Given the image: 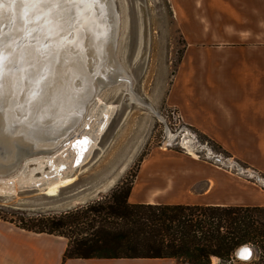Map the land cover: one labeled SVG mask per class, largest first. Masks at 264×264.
<instances>
[{
    "label": "crops",
    "instance_id": "obj_1",
    "mask_svg": "<svg viewBox=\"0 0 264 264\" xmlns=\"http://www.w3.org/2000/svg\"><path fill=\"white\" fill-rule=\"evenodd\" d=\"M169 6L184 45L171 77L167 106L177 110L184 125L221 146L242 172L209 160L217 168L187 162L176 153L187 168L169 175L166 168L150 162L160 156L150 154L140 164L129 201L264 206V0H169ZM250 170L255 178L248 176ZM67 243L63 236L28 231L0 219V264L177 260L70 258L64 262Z\"/></svg>",
    "mask_w": 264,
    "mask_h": 264
},
{
    "label": "rangeland",
    "instance_id": "obj_2",
    "mask_svg": "<svg viewBox=\"0 0 264 264\" xmlns=\"http://www.w3.org/2000/svg\"><path fill=\"white\" fill-rule=\"evenodd\" d=\"M115 1L120 18L116 55L127 72L124 77L129 79L108 85L99 93V99L107 103L108 109L97 146L85 159V165L76 171L72 167L70 173L54 182L38 185L42 189L17 188L16 193L11 195L0 194V209L7 211L3 213L0 210L1 215L11 218L13 213L19 212L27 215L60 213L104 199L123 182L129 186L135 180L142 160L150 154L160 156L153 157L150 162L158 164L163 170L166 168L169 175L187 168L179 161L176 153L184 161L216 167L205 159L203 152L195 151L199 156L195 158L189 155L185 145L178 144L184 137L179 133L181 121L173 118L166 103L171 77L184 45L169 0ZM169 132L176 135L177 139L172 145H167V149H162ZM227 158V161L231 159V164L224 162V168L234 173L242 172L234 165L235 161L231 157ZM123 167H126L125 170H122ZM114 177V183L106 185ZM67 180L66 184L62 183ZM57 185L55 193L47 192ZM0 191L12 192L1 185ZM169 263L189 264L184 259L168 260ZM145 264L162 263L153 260ZM211 264L260 263L254 250L248 260L239 259L235 255L230 260L212 257Z\"/></svg>",
    "mask_w": 264,
    "mask_h": 264
},
{
    "label": "water",
    "instance_id": "obj_3",
    "mask_svg": "<svg viewBox=\"0 0 264 264\" xmlns=\"http://www.w3.org/2000/svg\"><path fill=\"white\" fill-rule=\"evenodd\" d=\"M80 1V13L69 11V5L65 3L60 4L57 10H52L53 30L46 24H40L41 21L36 18L27 22L21 37L0 42V55L5 57V64L11 69V71L6 69L2 81L3 99L0 100V159L8 165L13 164L14 167L22 161L20 147L28 151L33 149L34 154L51 151L52 148H45L48 146L45 139H49V142L54 139L55 134L65 127L64 123L72 111L78 113L76 119L81 118L80 122L89 120L87 112L83 109L85 105L80 111L75 110L80 101L82 103L86 101L84 99L86 95L78 94L75 81L84 82L87 78L92 80V75L88 74L89 68L97 69L98 60L103 61L107 57L106 60L113 61L116 69L123 68L116 55L120 32L118 6H116L118 18L116 19L112 12L108 23L106 22L108 15L105 17L102 14L107 6L108 10L110 9L108 4L111 0H100L95 13L94 0ZM28 2L29 0H0L1 29L7 28L10 24L9 19L13 16L15 4H20L24 9ZM85 15L93 17L90 19L91 28L84 21ZM95 20L100 21L97 24ZM103 25L105 28L110 25V35L103 36L105 41L102 43V50H97L95 45L98 38L94 34L101 31L99 28H103ZM79 28H82L81 31ZM121 81L128 80L121 76L103 85L100 92L108 85ZM80 92L87 93V89ZM89 128L87 124L83 133ZM88 143L87 135L84 134L73 141L80 151ZM87 149L88 147L85 151ZM83 159V156L76 157L75 171L86 164L87 159L84 161ZM66 168L62 166L61 170ZM39 189H42V186L36 185L22 190ZM47 192L49 193L48 190ZM0 194L11 195L13 192L0 191ZM243 249L250 250L251 254L248 257L253 256L254 248L248 244L240 246L235 251V256L241 257L238 253Z\"/></svg>",
    "mask_w": 264,
    "mask_h": 264
},
{
    "label": "trees",
    "instance_id": "obj_4",
    "mask_svg": "<svg viewBox=\"0 0 264 264\" xmlns=\"http://www.w3.org/2000/svg\"><path fill=\"white\" fill-rule=\"evenodd\" d=\"M208 140L217 150L222 148ZM133 182L129 186L123 182L104 199L71 210L19 212L11 218L0 214V219L28 231L65 237L64 262L70 258H176L211 264L212 257L230 260L240 246L248 244L264 264V206L132 203Z\"/></svg>",
    "mask_w": 264,
    "mask_h": 264
},
{
    "label": "bare ground",
    "instance_id": "obj_5",
    "mask_svg": "<svg viewBox=\"0 0 264 264\" xmlns=\"http://www.w3.org/2000/svg\"><path fill=\"white\" fill-rule=\"evenodd\" d=\"M94 2L95 3H94L93 13L96 12L98 6L100 5V0H94ZM28 3L26 4V7L24 9L22 8V6H20V4H15L16 6L13 8L12 11L13 16H10L9 19L10 24L8 25L7 28L1 29L0 27V42L10 41L13 39V37L15 38L21 37L25 31V26L27 25V22L36 18H38L41 21L40 24L43 25L46 24L49 26L51 30H53V23L51 22V15H52L51 12L52 10L53 11L57 10L58 6L62 3L69 5V11L77 12V13H80L81 11L80 0H29ZM108 5L110 6V9L108 10V6H107L102 16L104 15L106 17L108 15L106 22L109 23L108 20L112 12L115 15L116 19L118 18V16L116 11L117 10L116 1L111 0V2H109ZM92 18H93L92 15L84 16V21L90 28H91L90 19ZM99 21L95 20V23L98 24ZM109 27L110 25H108V27L106 26V28L105 25H103V28H99L102 30L94 34V36L98 38V41H96L97 43L95 45L97 50H102L101 49L102 43L105 41L103 39V36L110 35ZM81 29L82 28H79L78 30L81 31ZM106 59L107 57H105L103 61L102 59L97 61L98 64L97 69L89 68L88 74L92 75L93 78L92 80H89L87 78V80L84 82H81V80L75 81L78 89V94L82 95L83 93V95H86L84 98L86 99V101L84 103L80 101V103L77 104L78 106L75 107V110L76 112L80 111V108H82L85 105L83 109L84 112H87V116H88L87 119L89 120L80 122L79 120L81 118L76 119V117H78V113L76 114L74 111H72V114L68 116L69 119L66 120L64 123L65 127L61 131H58V133L55 134L54 139L50 140V142L49 139H45L47 140L46 142H48V146L45 148H52L51 151L43 152L40 154H34L33 149H30L28 151V150H23V148L20 147L21 149L20 156L22 158V161L17 163L14 167L13 164L8 165L0 159L1 186L8 187V189L14 193L17 191V188H28L36 185H41L44 183H50L52 181L54 182V180L67 175L69 169H71L72 167L74 168L76 157L81 158L83 156L84 158L83 161H84L88 156H90V154L98 144L101 128L106 119L107 109H108L107 103L99 99L100 90L103 85L109 84L113 82L115 79L127 75V72L124 71V69L121 66H120L121 69H116V66L113 64L114 62L113 61L108 62ZM95 66H96V62H95ZM103 67L104 69L102 70ZM84 89H87V93L80 92L81 90ZM90 94L92 95L90 96ZM84 99L82 100L84 101ZM135 99H137L138 102L142 103V101H140L138 96H135ZM87 124L90 126V128L87 130V132L84 131L83 133V130ZM169 133L170 134L168 140L166 141L165 145L162 146V149H167L168 148L167 145L169 144L172 145L173 142L177 139L176 135L172 134V132ZM179 133L184 135V137L180 139L178 144L185 145V147L189 149L188 153L192 154L193 157L198 158L199 156L197 153H195L196 151L195 146L192 143L190 130L187 127L185 128L183 127L181 130H179ZM82 134L87 135V139L89 140V143L87 146H85V148H83L80 151V148L74 145L73 141L76 138L81 137ZM45 140H43V142H45ZM86 147H88L87 151H85ZM209 153H212V151L209 150ZM216 159H217V163L223 164L222 160H220L219 157H217ZM224 162H228L229 165L231 164L230 160L229 161L224 160ZM229 165L227 166L229 167ZM62 166L63 167L66 166L67 168L61 170ZM125 168L126 167H123L122 170H125ZM251 173L252 172L250 170L248 172V176L250 175L251 177H254L253 176L254 174ZM7 175H11L10 178L5 177ZM115 179H116L115 177L113 179H110L108 181V184L106 185H110L114 183ZM68 181L69 180L64 181L62 183L66 184ZM57 189H58V185L54 186L48 191L50 193H55ZM238 258L242 260L250 259V257L247 258L238 257Z\"/></svg>",
    "mask_w": 264,
    "mask_h": 264
},
{
    "label": "built area",
    "instance_id": "obj_6",
    "mask_svg": "<svg viewBox=\"0 0 264 264\" xmlns=\"http://www.w3.org/2000/svg\"><path fill=\"white\" fill-rule=\"evenodd\" d=\"M170 113H171V115L173 116V118L175 120H180L181 121L180 115L177 112V110L170 109ZM183 127L185 128L187 126L184 125L181 122L180 130ZM187 128L190 130V135H191L192 141H193L192 143L195 146V150L198 151L197 153L203 152L206 160H209V161H212V162H215V163H217L216 157H220L221 160H222V163L225 164L224 160H228L229 159V158H227V157H229L228 155H226L221 150H217L214 147V145L209 140L202 139L201 135L197 131L192 129L191 127H187ZM209 150L212 151V153H209ZM214 155H216V156H214Z\"/></svg>",
    "mask_w": 264,
    "mask_h": 264
},
{
    "label": "snow or ice",
    "instance_id": "obj_7",
    "mask_svg": "<svg viewBox=\"0 0 264 264\" xmlns=\"http://www.w3.org/2000/svg\"><path fill=\"white\" fill-rule=\"evenodd\" d=\"M7 71H11L10 67H8L5 64V57H3L2 55H0V100L3 99V92H2V81L4 79L5 76V72ZM41 71H43V68H41ZM35 95V93H33V96ZM242 258H247L251 253L250 250L248 249H243L241 250L240 253H238Z\"/></svg>",
    "mask_w": 264,
    "mask_h": 264
}]
</instances>
